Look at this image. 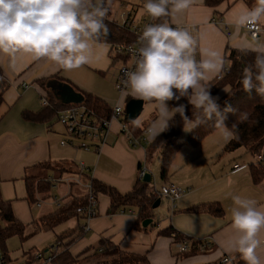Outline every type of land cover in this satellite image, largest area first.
Returning a JSON list of instances; mask_svg holds the SVG:
<instances>
[{
	"label": "crops",
	"instance_id": "obj_1",
	"mask_svg": "<svg viewBox=\"0 0 264 264\" xmlns=\"http://www.w3.org/2000/svg\"><path fill=\"white\" fill-rule=\"evenodd\" d=\"M204 2L192 0L189 8L170 16L168 22L173 27L188 30L194 37L197 41V59L200 58L201 49L215 50L223 58L224 66L226 49H239L238 45L243 42L264 44V20L259 23L261 30L257 39L249 38L244 28L237 32L231 23L237 11L251 8L257 1L224 0L214 7ZM122 12H130V17L140 22L144 16V7L139 0H110L108 16L119 22ZM111 48L112 45L104 41L93 43L89 62L72 70H64L46 58L34 59L26 54H17L13 58L0 53V79L7 85L0 106V195L3 200L10 202L14 216L26 226V233L32 230V222L52 213L71 199V195H86L85 184L88 181H97L114 188L120 194H127L138 180L139 166L151 176L152 169L157 172L159 154L154 150L149 151L154 139H150L147 133L143 135L147 143L140 142L132 147L125 136L120 134V125L125 122L127 97L130 100L139 99L128 95V91L120 96L116 90L119 69L115 66L117 63L122 65V62H113L115 55ZM222 69L210 74L204 83L213 84ZM46 79H56L91 94L105 102L109 108L121 105L123 114L119 119L111 121L110 131L99 149L83 150L76 141L72 146H60V142L67 139V134L54 116L44 113L40 88L37 87V80ZM23 86H27L26 89ZM225 92L223 90L213 96L216 102ZM166 103L169 106V101ZM145 105L151 107V116L136 124L148 129L156 119V108L148 101H143V108ZM24 113L40 115V119L27 120L23 117ZM225 131L218 129L205 138L200 147H180L170 166L168 178L165 181L159 178L160 184H154L153 189L159 192L162 186L175 185L187 190L177 200L173 212L169 209L168 201L160 196L158 206L152 211L151 222L145 229H131L136 219L133 209L121 208L112 213L109 211V198L98 194L96 216L87 222L83 235L68 249L71 258L77 262L83 260L99 250L100 240H108L124 253L145 256L149 264H219L224 257L233 261L234 254L224 250V244L232 231L231 197L241 195L254 198L260 206H264V179L255 185L251 182L248 167L233 171L234 165H248L253 158L242 148L233 152L224 151L231 139V136H225ZM79 162L84 164L85 169L78 184L71 180L79 177ZM31 169L46 171L45 177L27 175ZM54 175H57L56 180ZM25 176L54 181L48 200H38L34 205L26 201ZM66 179L70 180L69 185L63 182ZM73 186L82 192L74 194ZM211 203L221 206V216L203 211L191 212L195 206ZM81 221L76 216L72 217L51 231L33 235L22 244L17 237L10 238L6 242L10 260L21 264L22 253L37 248L45 249L39 264H51L47 261H51L60 252V247L54 245L56 236L73 230ZM167 229L188 240L190 253L179 254L172 237L159 234Z\"/></svg>",
	"mask_w": 264,
	"mask_h": 264
},
{
	"label": "clouds",
	"instance_id": "obj_2",
	"mask_svg": "<svg viewBox=\"0 0 264 264\" xmlns=\"http://www.w3.org/2000/svg\"><path fill=\"white\" fill-rule=\"evenodd\" d=\"M191 3L192 0H145L143 7L155 20L181 13ZM109 4L110 0H0V53L13 58L17 54L46 58L64 70L79 68L89 62L92 44L108 34L105 17ZM262 20L264 0H257L253 7L237 11L231 23L239 32L241 28L254 29ZM138 43L135 66L125 72L124 84L128 95L155 105L156 119L147 129L150 139L167 130L177 113L185 131L212 120L213 116L218 126L225 127L216 98L204 83L223 67L219 52L201 49L197 59L194 37L167 20L147 25ZM238 47L256 54L243 69V90L255 89L264 97V44L243 42ZM181 97H187L188 103L198 110L195 118L185 115L184 104L170 108L166 103ZM224 134L234 135L227 130ZM231 199L232 231L224 250L239 254L245 264H264V206L246 196L233 195Z\"/></svg>",
	"mask_w": 264,
	"mask_h": 264
},
{
	"label": "trees",
	"instance_id": "obj_3",
	"mask_svg": "<svg viewBox=\"0 0 264 264\" xmlns=\"http://www.w3.org/2000/svg\"><path fill=\"white\" fill-rule=\"evenodd\" d=\"M222 1L224 0H205L204 3L209 7H214ZM251 1L254 3L257 0ZM108 15L109 14L105 17L108 34L107 36L102 35L99 41L111 44V50L114 46L121 44L135 46L138 43V33L131 32L128 28L121 26L118 21H114ZM163 20L169 22V17L152 19L151 24L160 23L163 22ZM255 55L256 54L251 51L244 52L240 49H226L223 67L228 68V73L223 75L219 80H216V77L221 74L220 72L215 77V82L209 85L212 96L220 91L226 90L224 95L217 101L219 110L224 117L223 122L225 127L218 126L215 122L216 117L213 116L212 120H208L188 131L184 138L179 141L184 131V122L177 113L173 119L169 121L168 129L160 133L150 144L149 151L154 150L159 154V178L161 180L165 181L168 178L170 166L182 145L200 147L203 140L218 129H226L234 133L224 147V151L233 152L242 148L252 156L253 161L247 165L251 182L256 185L264 179V166L261 164H254L255 158L261 152H264V97L258 95L255 89H252L250 92H245L240 83L243 69L252 63ZM127 59L128 58L125 56L118 55L115 56L113 62L121 60L122 63H125ZM51 80L53 79L37 80V87L40 88V100L46 102V105L43 106L44 113L47 114V116L55 117L59 111L70 107V105L62 104L56 98L53 91L47 87V83ZM55 81L66 84L56 79ZM71 87L75 92L82 95L83 99L82 102L79 103L80 106L92 114L97 120H108L110 118L113 108H109V106L99 98L81 92L73 88V86ZM6 89V83L0 79V106L3 102V93ZM124 94H126V92ZM128 101H130V99L127 97V102ZM179 104L185 105V115L188 116L189 119H193L195 115L199 114L198 110L194 109L193 106L188 103L187 97H181L180 100L173 99L169 101L170 108L178 106ZM42 113L43 111L41 114ZM245 114L246 118H244ZM23 117L27 120L40 119V115L30 113H24ZM124 124L127 126L128 132L133 138H140L144 134L143 130L147 128L145 127L143 129L133 122H124ZM122 133L120 132V134ZM138 168L140 169L141 167L139 166ZM51 180L52 179H39L37 177L25 176L26 201L30 205H34L38 200H48L51 196V188L53 185ZM90 184L95 196L103 194L109 198L110 212H116L121 208L134 210L136 219L131 229L135 230L144 228L142 227V222L144 220H151L153 205L160 198L159 193L150 187V182L144 183L143 180H137L131 191L127 194H120L114 188L105 186L97 181L92 180ZM71 196V199L65 201L52 213L44 215L37 221L32 222V230L26 233V226L14 216L10 202L3 200L0 195V249L5 254L7 262H12L6 248L7 240L12 237H17L22 244L33 235L43 231H51L58 225L76 216L78 219L82 220L78 223L77 227L57 235L54 239V245L60 247V252L51 259V264H149L145 256L124 253L116 244L108 240H100L99 250L95 251L91 256L78 262L72 259L68 249L83 235L85 222L84 217L77 214L75 211L78 207L86 205L87 195ZM197 211H203L213 216H221L223 214V210L218 203L198 205L191 209V212ZM81 224L83 225L82 227ZM159 234L172 237L174 243L188 241L171 229L161 231ZM44 250L45 249L39 250L37 248H31L24 251L21 256V264H39ZM186 253L190 252H179L181 255ZM231 264H245V261L239 257V254H234Z\"/></svg>",
	"mask_w": 264,
	"mask_h": 264
},
{
	"label": "built area",
	"instance_id": "obj_4",
	"mask_svg": "<svg viewBox=\"0 0 264 264\" xmlns=\"http://www.w3.org/2000/svg\"><path fill=\"white\" fill-rule=\"evenodd\" d=\"M145 0H139V3L144 6ZM130 12H122L119 15V23L121 26L128 28L131 32L138 33V37L143 31V29L151 24L152 18L148 16L144 12V16L140 22L135 21L130 17ZM246 34L251 39H257L259 36V32L261 30L259 24L254 29H245ZM139 43L135 46L133 45H116L113 47L114 55H122L127 57V61L122 63L121 67L118 70L115 88L118 91L119 95H123L127 89L124 84L125 80V72L130 71L134 68L135 61V51L138 48ZM228 73V68H223L221 74L216 77V80H219L223 75ZM27 86H23L26 89ZM41 105L45 106L46 102L44 100H40ZM70 107L59 111L55 118L57 122L65 129L67 134V139L62 140L60 142V146H72L76 141L78 142L79 148L83 150H90L91 148L99 149L101 145H103L109 131H110V123L113 120L119 119L123 114V109L121 106L116 105L112 109V114L108 120H97L92 114L87 112L80 104H69ZM120 132L125 136L127 142L130 146L134 147L139 145L140 142L147 143V139L143 136L147 134V130L143 131L144 134L140 138H133L128 132L127 126L123 123L120 125ZM255 165L261 164L264 166V152H261L254 160ZM247 168V165H234L233 171H238L241 169ZM85 166L82 162L78 163L79 177L71 180L74 183H80V177L83 175V171ZM147 173L146 169L140 168L138 172V180H143L145 174ZM51 182H54L51 180ZM63 182L66 184H70V180L66 179ZM86 188V205L78 207L76 209V213L83 216L85 220L84 230L86 229L87 222L96 216V208H97V200L95 193L91 187L90 182L88 181L85 184ZM187 188H181L175 185H165L162 186L160 191L158 192L160 196L164 197L169 203V209L173 211L175 209V205L177 200L186 192ZM57 199L54 200L57 203ZM175 246L180 253H185L188 251L189 247L187 242H179L175 243ZM202 248H205L201 245ZM231 259L229 257H224L221 259L219 264H230ZM47 262H50L48 260ZM0 264H15L13 262H7L6 256L0 249Z\"/></svg>",
	"mask_w": 264,
	"mask_h": 264
},
{
	"label": "water",
	"instance_id": "obj_5",
	"mask_svg": "<svg viewBox=\"0 0 264 264\" xmlns=\"http://www.w3.org/2000/svg\"><path fill=\"white\" fill-rule=\"evenodd\" d=\"M47 87L53 91L56 98L65 105L69 104H79L82 102V95L75 92L71 86L67 84L59 83L55 80H51L47 83ZM143 108L142 100H130L126 103L124 108V121L131 123L137 119ZM151 181V175L147 172L143 178L144 183H149ZM159 200L153 205V209L157 207ZM151 220L147 219L142 222V227H147Z\"/></svg>",
	"mask_w": 264,
	"mask_h": 264
},
{
	"label": "rangeland",
	"instance_id": "obj_6",
	"mask_svg": "<svg viewBox=\"0 0 264 264\" xmlns=\"http://www.w3.org/2000/svg\"><path fill=\"white\" fill-rule=\"evenodd\" d=\"M123 1H128V2H135L136 0H123ZM121 65H120V63H117L116 64V66H115V68L118 70L119 69V67H120ZM114 68V69H115ZM151 107L150 106H148V105H145L144 106V108H143V110H142V112L140 113V116L138 117V121L140 122L141 121V119H143V118H147V120L150 118V116H151ZM185 130V129H184ZM185 133H186V131H183V134H182V136H181V138H179V141H181L182 140V138L185 136ZM159 168H160V162H158V165H157V167H156V171L157 172H153V169L151 170V173H152V181L150 182V187H152L153 188V185L155 184L156 185V183L159 185L160 184V182H159ZM45 173H46V171H44V170H40V169H31V170H29L28 172H27V175H29V176H37V177H40V178H43V177H45ZM156 173H157V175H156ZM47 177V176H46ZM55 180L57 179V175H54V177H53ZM157 186V185H156ZM73 188V193L74 194H78V193H81L82 192V190L80 189V188H78V187H76V186H73L72 187ZM156 222V221H155ZM76 261V260H75Z\"/></svg>",
	"mask_w": 264,
	"mask_h": 264
}]
</instances>
